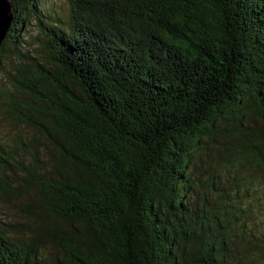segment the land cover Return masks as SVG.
I'll list each match as a JSON object with an SVG mask.
<instances>
[{"label": "trees", "instance_id": "trees-1", "mask_svg": "<svg viewBox=\"0 0 264 264\" xmlns=\"http://www.w3.org/2000/svg\"><path fill=\"white\" fill-rule=\"evenodd\" d=\"M9 2L0 118L35 133L0 138V197L29 195L0 264H264L250 183L199 174L230 120L264 181V0ZM28 19L48 64L23 60Z\"/></svg>", "mask_w": 264, "mask_h": 264}, {"label": "rangeland", "instance_id": "rangeland-1", "mask_svg": "<svg viewBox=\"0 0 264 264\" xmlns=\"http://www.w3.org/2000/svg\"><path fill=\"white\" fill-rule=\"evenodd\" d=\"M71 1L43 0V5L53 18L63 21L68 18ZM46 21L49 22L48 20ZM21 35L24 41L19 45V50L26 57L23 60L29 62L36 60L48 64L47 53L44 49L47 37L41 31L40 26L30 19L25 20ZM4 48L6 50L4 49L1 55L0 65V90H10L16 94L10 72L13 71L14 66L21 59L14 54V48L11 43L4 44ZM252 124L253 127H259V123ZM220 128H225L223 137L216 143L211 142L214 144H210L209 149L201 157L200 178L204 179L208 176L209 180L215 179V182L219 181L220 184L226 186L225 189L229 192L234 190V185L237 183L240 185V189L242 188L243 192H245L242 185L250 183V188L254 189L253 191L250 190L251 195L247 199L250 202L252 218L250 225L253 231L260 236V234L264 233V181L260 179L259 171H257L258 169L253 162L246 159L247 154L239 145V135L233 128L231 121H225ZM34 133V130L30 127L15 126L9 119L0 118V138L2 139L9 140L16 135L28 138ZM28 196V194H23L17 198L0 197V222L4 224L3 227L8 228V224L28 221L27 214L25 215V212L20 207L21 202L25 201ZM259 251L261 253L260 257H264V237L260 240ZM258 259L256 257V260ZM255 264H260V262Z\"/></svg>", "mask_w": 264, "mask_h": 264}, {"label": "water", "instance_id": "water-1", "mask_svg": "<svg viewBox=\"0 0 264 264\" xmlns=\"http://www.w3.org/2000/svg\"><path fill=\"white\" fill-rule=\"evenodd\" d=\"M13 20L12 5L9 0H0V45L7 36Z\"/></svg>", "mask_w": 264, "mask_h": 264}]
</instances>
